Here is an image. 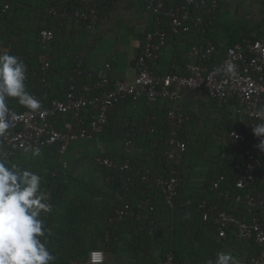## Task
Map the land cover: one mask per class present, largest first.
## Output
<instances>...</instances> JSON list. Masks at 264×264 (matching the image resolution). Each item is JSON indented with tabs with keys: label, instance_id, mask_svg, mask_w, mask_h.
I'll return each mask as SVG.
<instances>
[{
	"label": "crops",
	"instance_id": "0c3cea01",
	"mask_svg": "<svg viewBox=\"0 0 264 264\" xmlns=\"http://www.w3.org/2000/svg\"><path fill=\"white\" fill-rule=\"evenodd\" d=\"M0 1H7L11 7H14L12 1ZM43 3V0H22L20 4L15 5L13 13L8 11V14L5 13L6 17L1 18L0 21V49L9 48L24 62L28 76L25 82L26 90L40 103L42 87L40 88L38 77L33 73L30 75V71L38 70L45 62L49 63L51 71L45 89L53 97L64 95L68 76L76 74L80 81L90 82L91 74L101 72L106 64L111 67L109 74L113 79L131 80L134 77V62L138 53L136 43L143 39L144 31L151 27L150 17L145 11V0H100V20L89 31L71 20H67L62 25L55 17L47 19V26L54 30L55 35L53 42L49 45H44L37 37L41 26L39 9L41 4L44 6ZM46 8L47 6L44 10ZM220 11L230 13L233 18L237 17L235 20L246 22L244 33L264 37V0H220L217 19H220ZM17 12L19 14H16ZM195 34L196 32H193L172 38L162 51L157 71H167L171 63H175V67L180 69L187 63L196 62L197 60L190 52V46L197 39ZM219 35L223 37L222 33ZM8 103L13 109H27L16 98H8ZM172 106L189 117V122L183 128V135L187 140L186 151L173 163L184 180L179 188L176 203L185 205L187 206L185 209H189L188 206L193 201L204 196L212 199L214 196L210 194L212 191L210 183L220 174L226 175L233 170V157L237 145L233 143L228 132L231 129L242 130L248 123L247 117L236 113L234 101L218 102L210 98L204 90L186 91L182 99L174 105L162 102L146 104L144 99L136 103L124 100L109 114V124L105 132L101 134L103 141L99 140L100 136L96 141L74 142L63 155L56 154L54 147L43 148L38 155L28 150L18 155L15 164L21 167L17 172L36 173L41 177L44 190L54 192L51 203L53 219L49 221L45 215L40 218L44 222V228L50 231L41 239L51 247L53 256H56V262L57 259L58 261L67 260L77 247L86 248L92 244L96 245V249L103 251L105 261L102 264H126L127 260L134 258L135 255V259H140L141 256L139 257L136 252L150 239L162 240L159 244L163 246L160 248H164L171 228L168 229L170 227L168 215L163 214L162 210L165 207L158 189L150 187L148 192L140 191L136 178L125 188L122 185L112 184L107 177V169L102 170L95 163L94 158L102 155L121 163L130 161L126 159L130 157L136 163H142V166L146 168L144 171L161 176V163L164 161L162 157L164 127H159L155 136L147 134L144 130L137 131L136 126L134 130L131 127L136 125L137 121H142L147 114L153 113L157 116ZM119 124H123V127L119 128ZM110 128H116L117 133L110 131ZM131 130L133 140L131 146L127 147V134ZM204 134L214 135L213 143L207 148H212L214 151V147H217L221 160L217 162L207 160L198 164L189 159L190 149L202 148L200 144L195 143V140L200 135H203L204 139ZM48 148L49 155L55 156L60 172H49L47 167L53 157L45 154L44 149ZM261 171L264 173V166ZM48 173L51 180L49 177L48 180L46 179ZM79 180L87 182V186L88 182L94 185L92 190L95 194H92L90 189H85L86 185L77 184L76 181ZM46 183L49 184L48 187H45ZM145 197L150 198L155 205V216L152 219L158 222L157 230H150L151 226L148 227L147 223L138 224V226L127 225L124 219L123 222L115 224L113 235L106 240L102 229L111 209L128 202L135 213V219L130 216L127 219L134 223L141 221L142 218H138L141 213L150 216L153 212L149 211L142 202ZM90 201L95 204L93 213L88 212L87 203ZM224 206L242 214L234 204L224 203ZM260 214L264 226V210ZM207 229L203 227L206 233ZM59 231H62L61 235ZM158 233L161 236L157 235ZM144 235L148 236L147 240L141 239ZM206 235L203 239H192V245L196 247L195 253L188 255L184 250V256L179 257L178 264H209V261L215 264L218 253L228 254L231 257L230 264H248V253L253 250L249 242L218 239L215 232L208 237ZM134 241L139 243L137 250L132 244ZM59 247H65L66 250L58 249ZM144 249L143 247L142 250L145 251ZM156 251L159 252V249ZM157 259L160 258H152L151 264L162 263V261L158 263ZM141 264H147V259L145 258Z\"/></svg>",
	"mask_w": 264,
	"mask_h": 264
},
{
	"label": "built area",
	"instance_id": "2783aa9c",
	"mask_svg": "<svg viewBox=\"0 0 264 264\" xmlns=\"http://www.w3.org/2000/svg\"><path fill=\"white\" fill-rule=\"evenodd\" d=\"M100 0H45L48 4L43 12L37 37L44 45L54 40V30L47 26V19L55 17L63 25L67 20L89 31L94 28L101 16ZM10 4L5 1L0 13H6ZM220 8V0H145V11L150 17L151 27L144 31L143 39L138 40L135 58V75L129 79H113L110 65L97 74H91L90 82H82L76 74L68 76L64 95L49 97L45 89L50 78V65L45 62L33 74L38 75L41 88V107L13 109L10 104L8 120L10 127L0 135V160L5 161L22 152L54 147L58 155H63L70 145L77 141H96L109 124V114L113 108L130 99L136 103L144 99L146 104H175L186 91L204 90L207 95L218 101L236 103V113L248 118L242 130L231 129L229 137L237 145L233 173L231 177L220 174L210 183V189L216 197L203 198L197 209L203 211V218L211 222L216 229L218 239H227L230 234L235 241L250 242L254 251L247 258L248 264H264V226L260 213L264 210V152L256 145L264 137L252 134V127L264 120V38L255 40L246 38L242 42L228 46L221 60L213 61L217 48L211 40H205L207 30L213 26L214 18ZM196 32L197 39L190 46V52L197 60L177 69L171 63L167 71L158 72L163 49L175 36ZM19 59L17 53L9 48L0 49ZM235 65V73L227 71L228 65ZM26 74V81H27ZM25 81V82H26ZM189 117L174 106L166 109L162 117L147 114L134 127L154 136L159 127H164L162 157L172 164L187 148L183 128ZM127 134L126 146L132 144L133 131ZM95 163L102 169L123 172L128 170L138 175V183L157 188L164 203L174 207L179 188L184 180L177 168H171L167 177L152 176L149 171L141 172L130 161L117 162L109 157L98 155ZM110 178V177H109ZM125 188L131 182V176L122 180ZM260 185V186H258ZM139 189V188H138ZM42 197V198H41ZM43 202L50 205L51 193L41 194ZM234 204L238 214L220 202ZM142 202L149 211L155 210L150 198ZM135 219L132 206L125 202L117 207L109 222L121 221L127 217ZM142 218L150 224L155 223L147 214ZM147 217L146 219H144ZM110 236H106L109 238ZM105 256L99 249L90 250L85 261L73 264H102ZM162 264H178L173 252H167Z\"/></svg>",
	"mask_w": 264,
	"mask_h": 264
},
{
	"label": "clouds",
	"instance_id": "9594fccd",
	"mask_svg": "<svg viewBox=\"0 0 264 264\" xmlns=\"http://www.w3.org/2000/svg\"><path fill=\"white\" fill-rule=\"evenodd\" d=\"M26 65L14 55L0 53V135L10 127L8 98L35 111L41 103L26 90ZM227 71L235 73V65ZM264 112V109L261 110ZM252 127L253 136L264 137V120ZM256 147L264 152V139ZM34 154H39V149ZM41 177L31 171L17 172L0 161V264H53L55 257L41 237L45 235L41 212L52 211L40 199ZM231 257L218 253L215 264H230ZM209 264H212L209 261Z\"/></svg>",
	"mask_w": 264,
	"mask_h": 264
},
{
	"label": "trees",
	"instance_id": "16d2710c",
	"mask_svg": "<svg viewBox=\"0 0 264 264\" xmlns=\"http://www.w3.org/2000/svg\"><path fill=\"white\" fill-rule=\"evenodd\" d=\"M9 1L10 2L12 1V4L14 5V7H11V5H10V8H9V10L12 13L14 12L13 10L16 7L15 5H18V4H20L22 2V0H9ZM43 2H44L43 3L44 6L41 4V8L39 9V13H40L41 19L43 18V10L48 5L45 2V0H43ZM1 4L2 3H0V5ZM1 15L2 14L0 13V21H1V18L3 19V18L6 17L5 13H3L2 16ZM216 15H217V13H216ZM7 18H8V16H7ZM218 28H220V29L218 30ZM244 29H245V25H241V24L237 25L236 23L235 24L232 23L231 26L230 25H226V24L222 25L221 22L219 21V19H217L216 17L214 18L213 26L210 27L207 30L206 34H205V40L211 39L212 42L216 45V48H217L216 57L213 58V61L221 60L222 56L224 55V52H225L226 48L228 46L233 45L234 43L242 42L243 39H246V38H249V39H252V40H255V39H258V38H264V37H259V36H251L248 33H244L243 32V31H245ZM219 33H222L223 37H221L219 35ZM195 37L197 38V34H195ZM221 41H223V42H221ZM32 73H33V71H30V75H32ZM37 76L38 75H36V77ZM39 81H40V79H39ZM40 84H41V81H40ZM48 96L49 97H53L51 94H48ZM62 97H60V98H62ZM127 100L130 101V99H127ZM164 114H165V112L163 114L157 115V117L159 118L160 116H163ZM40 150H43V148H41ZM44 150H45V154L46 155L53 157L52 161L48 164L49 167H47L49 172H52V173H55V171L56 172H60L61 171L60 170V166L56 162V160H55L56 158H54L55 156L54 155H49V152H48L49 148L48 149H44ZM54 151H56V150H54ZM17 157L18 156L14 157V158H10L8 160H5L3 162L5 163V165L7 167L12 168L15 171H17L21 167V165H17L16 166V164H15V160H18ZM126 159L130 160L132 165H137L136 168L138 170H140L141 172L146 170V168H144L142 166V163H136V161H133V159L130 158V157H128ZM171 168H176V165L172 164L171 162H169L167 160H164L161 163V176L162 177L169 176ZM230 171H231L230 173H228V174L226 173V176L228 178H229V176L231 177L230 174L233 172V170H230ZM52 173H51V177H53ZM107 174L110 177L108 179L112 182V184L122 185L123 184L122 180L125 181L126 177L129 176V175L131 176V181H134L135 178L138 180V177H137L138 175H136L135 172L130 174V172L128 170L120 172V171H115V170H112V169H107ZM156 175H158V174L154 173L152 176H156ZM48 177L50 179L49 173L46 175V179L47 180H48ZM57 178L59 179V177H57ZM48 185L49 184L46 183L45 187H48ZM43 186L44 185H41V190H42V194H45L47 191L44 190ZM138 186H139V190L140 191H142L143 189L146 190V188H147V186L145 184H141V183H138ZM210 194L212 196H214L215 198L219 199L218 197H216V194H215L214 191H210ZM205 197L206 196L202 197L201 199L193 201L191 203V205L188 206L189 209H185L187 206L179 205L176 202H175L174 207H168L163 201L165 208L162 211L164 212L163 213L164 215L165 214L168 215L167 216V220L169 221L168 226H170V227H168V229L171 228V230L169 231V237L166 240L167 243L164 245L163 251L158 252V254H157L160 259L163 260L164 257H165V253L171 251L174 254L175 260L178 262L179 257H181L184 254V250L187 251L188 255H191V254L195 253L196 247H194L192 245L193 244L192 243V239H196V238H199V239L202 238L203 239L206 234H207L206 237H208V235L210 236L214 232L216 233L215 226L211 222H207V220L203 218V211L197 209L198 203ZM51 203L52 202H50V204ZM51 206H52V204H51ZM119 206H117V207H119ZM117 207H115L114 209H111V211H110L111 213L106 217L107 220L105 219V225H104V228L102 229V234H103L104 238H106V236H110L111 237L113 235L115 224L120 222V221H113V223H108V224L106 223V222L109 221V218L114 215V211H115V209ZM220 207H224L223 201H221ZM41 213L44 214V212H41ZM153 216H155L154 211L151 213L150 217L153 218ZM122 220L124 221V219H122ZM122 220H121V222H123ZM125 220L127 221L126 222L127 225H132V226H138V224H142L143 223L142 220L141 221H135V223L132 220H129L127 218H125ZM154 222L158 224V222H156V221H154ZM147 225H148V227L151 226L150 225V221L147 222ZM203 227H207L208 228L207 229V233L203 230ZM157 235L161 236V234H159V233ZM110 237L106 238V240L110 239ZM141 239L147 240L148 236L144 235ZM141 239H138V240H140L142 242L143 240H141ZM227 239H230V240H233V241L235 240V238L233 236H231L230 234L228 235ZM236 242H239V241H236ZM132 244H133V246H135V250H137V248L139 246V243L134 241V242H132ZM250 244H248L249 247H250ZM251 246H253V245L251 244ZM79 249L80 250L75 249L73 252H71L70 257L67 260H65V261L64 260H59L58 262H56V261L55 262L57 264H73L74 263L73 260L76 259V258H78L79 261H80V259H82L81 262H83V261H85L88 252L90 250H92V249H96V245L92 244V245H90V246H88L86 248L82 247V248H79ZM254 249L255 248L253 246V250L252 251H254ZM82 255L84 257H82ZM249 255H250V253H248V256ZM77 263H79V262H77ZM154 264H157V263H154Z\"/></svg>",
	"mask_w": 264,
	"mask_h": 264
},
{
	"label": "rangeland",
	"instance_id": "374dc122",
	"mask_svg": "<svg viewBox=\"0 0 264 264\" xmlns=\"http://www.w3.org/2000/svg\"><path fill=\"white\" fill-rule=\"evenodd\" d=\"M3 3V1H0V3ZM10 11V10H9ZM8 14V13H7ZM16 14H19V12H17ZM220 19H219V21L221 22V24L222 25H232V23H236L237 25H239V24H241V25H245L246 26V22H244V21H238V20H235L236 18H233L232 17V15L230 14V13H227L226 14V12H221L220 11ZM235 20V21H234ZM42 87V85L40 84V88ZM121 126L123 127V124H119V128H121ZM113 131L114 133H117V131H116V128L115 129H113V128H110V131ZM105 132V131H104ZM116 135L114 134V137H115ZM201 136V137H200ZM196 140H195V143L198 145V144H200L201 145V147L202 148H199V149H190L189 150V153H188V157H189V159L190 160H192L193 161V163H202L203 161H207V160H209V161H215V162H217L219 159L221 160V156H220V152L218 151L219 149L217 148V147H214V151L212 150V148H207V147H209V146H211V144L213 143V137H214V135L213 134H208V135H206V134H204V139H203V135H200ZM116 139H118V138H116ZM100 141H103L104 139L102 138V135H101V137H100V139H99ZM84 141H87V140H84ZM99 141V142H100ZM190 144H188V146H189ZM196 151H198V152H196ZM105 154V153H104ZM26 158H28V157H30V156H25ZM197 158V159H196ZM24 159V158H23ZM202 159V160H201ZM196 161V162H195ZM195 165V164H194ZM72 172H74V171H72ZM72 174H74V173H72ZM58 176V175H57ZM108 178H109V176H108ZM76 183L77 184H79V185H81V186H84V185H86L87 184V182H84V180L83 181H81L80 182V180L79 181H76ZM51 189H52V187H51ZM85 189H90V191L92 192V194H95V191H93L94 190V185H92L91 183H89L88 182V186L86 185L85 186ZM93 189V190H92ZM89 191V190H88ZM96 193H98V191L96 192ZM99 194H101V193H99ZM105 194V193H104ZM104 194H103V197H104ZM54 195V192L51 190V202H52V196ZM102 201L104 202V200L102 199ZM107 202V201H106ZM94 202L92 201H90L89 203H87V207H88V212H90V213H93V209H94V207H93V205L95 206V204H93ZM101 204H103V203H101ZM43 215H45V217H46V219L47 220H49L50 221V219H53V217H54V215H53V212L51 211V212H48V213H41L40 214V217L41 216H43ZM147 217H145L144 219H146ZM106 220H107V218H105ZM157 222V221H156ZM107 224L108 223H110L109 221L108 222H106ZM143 223H147V221H145V220H143ZM48 226H49V224H48ZM157 225H156V223H151V228H149L150 230H157L156 227ZM45 229V235L46 234H48V232H50L49 230H48V228H44ZM151 232V231H150ZM160 233V232H159ZM59 234L61 235L62 234V231H59ZM152 234V233H151ZM43 237H45V236H43ZM167 239V238H166ZM162 243V240H160V239H158L157 240V238H155V239H150V240H147V243H145V244H143V246H141V248H140V250L139 251H137L136 252V254L140 257V259L139 258H137V259H135V257H136V255L134 256V258H129L130 260H127V262H126V264H135V263H137V264H141L142 263V261L143 260H145V258L147 259V264H151L152 263V258L154 259V258H158L157 257V254H158V252L156 251L157 249H159V252H161V251H163V248H160V247H163L161 244H159L160 242ZM164 241H165V239H164ZM213 241V240H212ZM45 242V241H44ZM149 242V243H148ZM214 242V241H213ZM46 243V242H45ZM48 247V249H49V251L51 252V254L53 255V252H52V250H51V247L50 246H47ZM145 248L144 250L145 251H143L142 250V248ZM58 249H63L64 251L66 250V248L65 247H59ZM76 249H78V250H80L79 249V247H77ZM61 251V250H60ZM165 253V252H164ZM166 254V253H165ZM150 256V257H149ZM56 257V256H55ZM82 257H84L83 255H82ZM152 257V258H151ZM82 261V259H80V261L78 260V258H76V259H74L73 260V262H81ZM157 261H158V263H161V261H162V259H157ZM57 262H58V259H57ZM53 264H57L56 262H55V260H54V262H53Z\"/></svg>",
	"mask_w": 264,
	"mask_h": 264
},
{
	"label": "bare ground",
	"instance_id": "6f19581e",
	"mask_svg": "<svg viewBox=\"0 0 264 264\" xmlns=\"http://www.w3.org/2000/svg\"><path fill=\"white\" fill-rule=\"evenodd\" d=\"M151 225V224H150ZM93 250V249H92ZM100 250V249H99ZM102 251V250H101ZM104 261H105V259H104Z\"/></svg>",
	"mask_w": 264,
	"mask_h": 264
}]
</instances>
